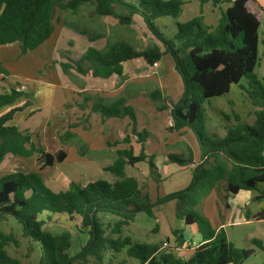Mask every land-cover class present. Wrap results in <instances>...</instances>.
Instances as JSON below:
<instances>
[{
	"label": "trees",
	"instance_id": "1",
	"mask_svg": "<svg viewBox=\"0 0 264 264\" xmlns=\"http://www.w3.org/2000/svg\"><path fill=\"white\" fill-rule=\"evenodd\" d=\"M211 1L224 7L215 28L203 25L199 17L186 23L176 22L175 34L167 37L155 22L163 17L177 19L185 4L180 0H0V47L19 44L22 55L42 48L52 38L58 11L77 14L82 6L91 5L92 17H113L125 26L132 25L135 16L141 17L156 41L147 49L136 50L126 40H119L107 51L89 48L79 60L68 58L59 66L66 75L73 71L84 77L109 79L121 76L123 65L129 61L142 59L153 66L164 56H170L184 89L180 100L170 105V131H192L200 149L191 185L158 201L160 205L177 201L178 216L186 226L196 225L202 237L191 254L182 258L163 252L161 244L138 243L122 237L124 228L135 222L139 212L150 215L153 207L148 193L142 190L137 178L127 174V168L146 163L150 178L161 180L154 156L146 153L150 134L137 129L136 111L125 99L110 106L99 100L93 104L92 112L98 113L104 124L114 118L129 119L131 131L122 143L131 145L135 140L141 145L140 152L135 153L132 147L118 152L113 164L103 169L116 178L113 182L96 180L83 185L72 181L67 190L55 192L35 173L1 175L7 156L28 159L38 155L37 163L43 168L63 163L67 158L63 151L46 153L35 145L29 133L11 125L18 113L31 106L28 94L15 89L1 94L0 224L14 219L21 226L22 237L40 246L42 253L37 264H105L108 254L109 264L121 254L139 264H243L255 254L253 249L237 248L224 229L213 230L209 221L193 209L222 183L230 195L256 191L255 200H264V87L255 75L264 10L257 8L256 0ZM233 87L246 93V99L255 108L254 121L242 122L237 115L232 123L228 118L223 135L212 138L206 132L210 118L205 104L230 94ZM151 99L160 101L162 110L169 108L160 91L152 93ZM168 158L179 166L190 165L194 160L190 149L187 158ZM55 215L79 218L82 228L88 230L89 239L75 256L70 254L73 236L69 231L45 230L46 221ZM101 215L118 218L110 235ZM263 219V214L255 218ZM158 230L156 227L154 232ZM173 233L176 250H186L184 231L176 229ZM10 244L18 245L15 235L0 232V264H23L8 253Z\"/></svg>",
	"mask_w": 264,
	"mask_h": 264
},
{
	"label": "rangeland",
	"instance_id": "2",
	"mask_svg": "<svg viewBox=\"0 0 264 264\" xmlns=\"http://www.w3.org/2000/svg\"><path fill=\"white\" fill-rule=\"evenodd\" d=\"M125 1L137 2V0ZM180 1L184 2L185 4L177 19L172 17H163L159 18L155 22L156 26L167 37H172L175 34L176 22L182 18L187 20L183 21L182 23H186L196 18L202 17V24L210 28H215L219 24V20L217 18L220 17L221 9H224L222 3L214 5L211 0ZM256 3L258 8L264 10V0H256ZM92 9L93 7L91 5H85L81 7L78 14H74L71 11H58L55 32L52 38L47 42L48 46L46 45L44 49L45 52H49L47 62L48 64L46 69L37 71V75L43 76L45 73H47V78L53 80L52 82H54L57 81L61 73L63 74L62 81L64 86L71 89L72 86H75V79L77 78L74 75H66L62 73L58 65L60 62L67 61L68 58L77 60L79 54L83 55L88 51L89 48L100 49L101 45H105L102 50L107 51L112 44L119 40L128 39L135 43L136 39H134V32L140 33L142 31V33L146 34V36H142V40H139V42L142 44V47L140 48L147 49L149 46L156 43L150 31L146 26H144V24H140L141 22L139 23L136 20L133 25L125 26L121 25L118 19L113 17L97 16L90 18L89 13ZM195 13L197 15H193ZM263 34L264 26H261L259 30L260 59L258 66L255 69V75L264 87V44L262 43ZM103 35H105L104 38L101 37ZM168 59L169 57H165L163 60L167 61ZM175 77L179 78L178 75L172 77L169 75L168 77L166 76V78H164V81H167L168 83V81L175 79ZM85 80L89 81L88 79ZM47 96L48 93L44 92L43 90L35 95V99L41 98L43 101L42 103H44V99ZM246 96L247 95L244 90L238 87H233L230 94L220 98L211 99L210 101L206 102L205 108L210 118L206 124V132L208 136L212 138L214 136H222L223 127L229 123L227 119L230 118L231 122L234 123L235 117L237 115L241 117L242 122L253 123L255 108L252 106L250 101L246 99ZM48 98L49 96L47 99ZM56 106L57 104L55 103L54 107ZM39 118H41V114L33 116L32 120L37 121ZM32 120L30 123H32ZM88 121L89 120H85L84 118L81 119V123L79 125L82 126L83 130L86 129L87 124L89 123ZM76 125H78V123ZM99 125L100 122H97L96 127L93 125L94 129L86 134L88 136L94 135L98 138L100 135ZM34 129L35 130L33 133L35 136H40L42 130L38 128ZM63 130L64 129H60V132ZM35 140L37 141L39 139L35 137ZM45 142L47 143V139ZM82 142L83 141L80 138H75L69 140L67 144L70 147L74 146V148L80 152ZM88 149L89 148H87V152L89 151ZM67 156L68 159L64 163L57 164L52 168H43L41 165H37V156H34L32 160H22V158L19 157L13 158L12 156H7L2 166L1 175L5 176L13 173H35L39 175L40 178L48 185V187H50L55 192L67 189L68 183L70 181L80 180L83 184H86L92 179L105 178L110 182L116 180V178H114L112 175L105 173L102 170L93 173V175L87 173L85 175H81L80 177L73 175V166L76 165L79 154H76L71 149ZM183 156L187 158L186 153ZM83 157L96 158V156H90L88 154L84 155ZM111 157L112 155L110 154L104 155V159H106L108 162H110ZM197 165L198 163L193 166V169H195ZM175 166L178 167V164L175 163ZM172 173L173 174H170V176L166 179L157 182L150 178L148 165L146 163H140L135 167L129 166L127 168V174L137 178L142 190L148 193L153 207L151 209L150 215L145 212H139L136 216L135 222L124 228L122 237H128L132 241L138 243L161 244L163 252L175 253L178 257L184 258L185 252L190 254L191 251L189 249L184 251H180L179 249L176 250L177 246L175 244V235L173 231L176 229H184L185 238L188 235L190 237L186 238V241L190 246L195 247L201 241V235L197 231L198 228L197 226L187 227L185 225L184 221L178 216L179 209L177 201L167 202L162 205H160L158 201L168 195L186 190L193 181L194 170L187 167L181 168L177 172L173 171ZM163 176H165L164 170ZM221 187L225 188L226 191V186L221 184L217 187V189H220ZM217 195L218 194H213L211 192L196 208H193L200 216L209 221L213 230H217L221 223L227 224V216L224 212L223 206V204H225V200L219 195L217 197ZM257 204V202L253 203V205L256 206ZM237 216L238 217L234 219V222H237L236 224L226 225V232L229 241L239 249L254 250L255 254L243 264H264V221L259 222L249 219L250 222H248V219L244 218V213H239ZM42 218L46 219L45 216ZM101 220L107 230V234L110 235L112 226L116 221H118V218L112 215H101ZM156 227L159 229L157 233L154 232ZM45 230L54 233L69 231L73 236V246L70 251L71 256H75L77 253H79L81 248L87 243L89 239L88 230L82 228L81 220L79 218L70 219L66 215L51 216V219L46 221ZM0 232L5 234H13L18 241V245L10 244L7 247V251L12 257L18 259L23 264H37L40 261L42 253L40 246L22 237L21 226L14 219H10L9 221L0 224ZM165 243H168L167 246L164 245ZM110 258L111 256L108 254L105 264H109ZM120 262H123L124 264H139L137 261L127 258L125 254H121L116 259H113L111 264H119Z\"/></svg>",
	"mask_w": 264,
	"mask_h": 264
},
{
	"label": "crops",
	"instance_id": "3",
	"mask_svg": "<svg viewBox=\"0 0 264 264\" xmlns=\"http://www.w3.org/2000/svg\"><path fill=\"white\" fill-rule=\"evenodd\" d=\"M90 13L89 17L94 18ZM193 15L197 14L195 13ZM220 18L221 11L220 17L217 19L220 21ZM136 20L139 23L141 22L140 24H144L141 17L135 16L133 23L136 22ZM183 21L187 20L182 18L179 19L178 22L182 23ZM134 34V39H136L135 43L128 39L123 40L129 41L136 50H144L140 48L142 44L139 40H142V36H146V34L142 33V31L140 33L134 32ZM101 37L104 38L105 35ZM46 45L48 46V44H45L42 48L34 52H29L27 55H22L19 44L0 47V95L15 89L24 94H28L32 102L29 108L15 116L11 125L18 127L21 131L29 133L32 137V141L37 147L50 154L63 151L68 155L71 149L76 154L78 153L79 157L76 161V165L73 166L72 172L73 175H77L78 177L86 173L93 175V173L101 170L105 172L103 169L112 165L118 156V152L124 149H130L132 147L135 153L138 154L141 150V145L137 144L135 140L132 141L131 145L122 143L124 137L131 131L129 119L114 118L108 120L104 124L101 116L98 113L92 112L93 104L99 100H102L105 105L110 106L119 99H125L127 105L131 106L136 111L137 129L139 131L146 130L150 134L145 144L146 153L154 156V161L158 168L159 175L161 176V180L166 179L170 174H173V171L177 172L181 168L188 167L194 170L193 166L200 161V149L195 135L188 129H184L180 132L170 131V127L173 126L170 105L177 103L184 92L181 76L178 74L173 59L170 56H164L163 59L165 57H169V59L167 61L162 59L161 62L157 63V67L148 65L142 59L129 61L123 65V74L121 76L115 75L109 79L84 77L72 71L69 74L76 76L77 79H75V86H72L70 89L64 86L62 81L63 74L61 73L57 81L54 82L47 78V73L43 76L37 75V71L46 69L48 64L49 52L44 51ZM104 47L105 45H101L100 49L97 50L104 52L102 50ZM81 57L82 55L79 54L77 60ZM176 74L179 78L175 77V79L168 81V83L164 81L166 76H177ZM43 90L48 93L49 96L48 99V96L45 97L44 103H42L43 101L41 98L35 99V95ZM156 91H160L163 98L168 101L169 108L162 110L163 104L160 101L151 99L152 93ZM55 103L57 104L56 107H54ZM38 114H41V118L37 121L32 120L33 116ZM83 118L89 120L84 130L82 126L79 125ZM31 120L32 123H30ZM97 122H100L99 137L97 138L94 135L88 136L86 133L91 132L94 129L93 125L96 127ZM75 123H78V125ZM34 128L42 130L40 136H35L33 133L35 130ZM60 129L64 130L60 132ZM68 133L71 134L70 138L66 137ZM35 137L39 140L36 141ZM75 138H80L83 141L80 152L76 150L74 146L70 147L67 144L69 140ZM46 139L47 143L45 142ZM87 148H89L88 152ZM189 149L192 151L194 157L192 164L184 166L178 165L177 167L175 163L169 161V155L183 156L185 153H188ZM86 154L96 156V158H84L83 156ZM105 154L112 155L110 162L104 159ZM35 156H37L36 160H38L39 156ZM12 157L14 158L15 156ZM33 157L28 159L22 158V160H32ZM67 159L68 156L66 160ZM57 164L58 163L55 165ZM162 169L165 171V176H163ZM96 180L106 179H92L86 184H83L80 180L75 182L87 185L90 181ZM221 185L225 186V183ZM262 188H264V184ZM220 189L216 188L212 193L218 194L225 200L223 206L227 216V224L221 223L217 230L224 229L226 231V225L236 224L237 222H234V219L238 217L237 215L239 213H244V218H247L248 222H250L249 219L259 222L264 221V219L255 220L258 215H264V200L261 202L255 200L258 195L256 191H241L237 195H230L225 191V188L221 187ZM255 202L258 203L257 206L253 205ZM182 231H184V229H182ZM187 237L190 238L189 235ZM201 242L202 237L199 244ZM184 247L191 252L195 248L190 246L188 242H186ZM190 254L185 252L184 256L186 257Z\"/></svg>",
	"mask_w": 264,
	"mask_h": 264
},
{
	"label": "built area",
	"instance_id": "4",
	"mask_svg": "<svg viewBox=\"0 0 264 264\" xmlns=\"http://www.w3.org/2000/svg\"><path fill=\"white\" fill-rule=\"evenodd\" d=\"M153 66H154V67H157V63H155ZM167 244H168V243H167ZM167 244L165 243L164 245L167 246Z\"/></svg>",
	"mask_w": 264,
	"mask_h": 264
},
{
	"label": "water",
	"instance_id": "5",
	"mask_svg": "<svg viewBox=\"0 0 264 264\" xmlns=\"http://www.w3.org/2000/svg\"><path fill=\"white\" fill-rule=\"evenodd\" d=\"M186 238H188V237L186 236Z\"/></svg>",
	"mask_w": 264,
	"mask_h": 264
}]
</instances>
